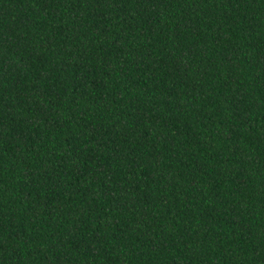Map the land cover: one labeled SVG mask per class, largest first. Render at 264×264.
<instances>
[{
  "label": "trees",
  "instance_id": "trees-1",
  "mask_svg": "<svg viewBox=\"0 0 264 264\" xmlns=\"http://www.w3.org/2000/svg\"><path fill=\"white\" fill-rule=\"evenodd\" d=\"M0 264H264V0H0Z\"/></svg>",
  "mask_w": 264,
  "mask_h": 264
}]
</instances>
